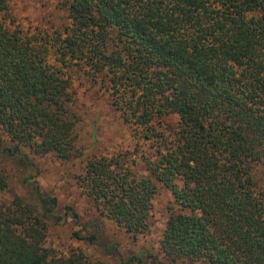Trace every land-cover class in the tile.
<instances>
[{
	"label": "trees",
	"instance_id": "16d2710c",
	"mask_svg": "<svg viewBox=\"0 0 264 264\" xmlns=\"http://www.w3.org/2000/svg\"><path fill=\"white\" fill-rule=\"evenodd\" d=\"M64 11L59 28L22 27L0 0V156L25 168L29 155L79 156L71 86L84 79L153 160L138 177L125 151L88 159L76 183L99 216L84 223L23 172L29 198L0 203V264H264V0H68ZM151 178L179 210L159 257L101 243L100 218L147 232ZM67 217L99 258L44 246Z\"/></svg>",
	"mask_w": 264,
	"mask_h": 264
},
{
	"label": "rangeland",
	"instance_id": "374dc122",
	"mask_svg": "<svg viewBox=\"0 0 264 264\" xmlns=\"http://www.w3.org/2000/svg\"><path fill=\"white\" fill-rule=\"evenodd\" d=\"M67 2L68 0H6L12 16L22 27L38 25L53 29L65 24L64 6ZM71 91L72 110L78 118L74 133L75 148L79 156L68 162H60L49 154L41 157L29 155L34 167L27 168L0 156V169L4 175L0 182V203L8 201L12 196L29 198V189L21 181L23 172H26L33 174L31 180L36 181L41 192L56 198L57 208L61 213L63 207H69L76 213L79 222L84 223L99 216L93 204L80 193L76 183V177L82 172L85 162L92 157L111 156L125 151L132 161L133 173L138 177H147L143 160H153V151L148 144L136 143L132 139L129 126L123 123L118 112L110 106L108 94L98 84L84 79L75 80ZM175 122L174 116L167 120L170 128L174 127ZM261 179L264 188V174ZM150 180L155 187V193L151 199L147 232L132 238L122 229L100 218L101 243H116L122 253L133 251L142 255L156 254L159 257L158 241L165 222L171 213L179 210L173 203L170 192L154 179ZM74 229L76 227L69 217L61 224H49L44 246L52 248L59 255L81 249L99 258L98 249L86 246L71 236ZM173 264L188 263L178 261Z\"/></svg>",
	"mask_w": 264,
	"mask_h": 264
}]
</instances>
